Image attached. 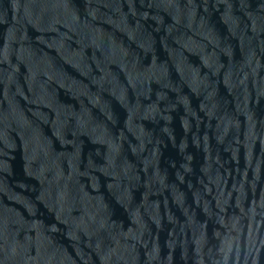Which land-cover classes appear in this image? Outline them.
Returning <instances> with one entry per match:
<instances>
[{
    "label": "water",
    "instance_id": "obj_1",
    "mask_svg": "<svg viewBox=\"0 0 264 264\" xmlns=\"http://www.w3.org/2000/svg\"><path fill=\"white\" fill-rule=\"evenodd\" d=\"M0 264H264V0H0Z\"/></svg>",
    "mask_w": 264,
    "mask_h": 264
}]
</instances>
